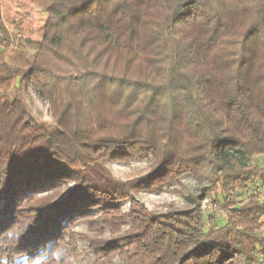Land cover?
<instances>
[{
    "label": "trees",
    "instance_id": "1",
    "mask_svg": "<svg viewBox=\"0 0 264 264\" xmlns=\"http://www.w3.org/2000/svg\"><path fill=\"white\" fill-rule=\"evenodd\" d=\"M24 84L50 123L31 117ZM253 157H264V0H51L32 53L0 14V264L54 262L77 240L93 264H264L260 192L222 206L226 224L206 234L199 203L158 216L132 196L182 176L264 190ZM136 160L148 174L125 182L104 166ZM79 220L93 238L71 232Z\"/></svg>",
    "mask_w": 264,
    "mask_h": 264
},
{
    "label": "rangeland",
    "instance_id": "2",
    "mask_svg": "<svg viewBox=\"0 0 264 264\" xmlns=\"http://www.w3.org/2000/svg\"><path fill=\"white\" fill-rule=\"evenodd\" d=\"M51 0H0L1 19L7 30L21 40L23 46L29 53L34 52L36 46L43 37L44 24L47 18V6ZM23 104L26 106L31 117L37 122H51V116L48 111V104L43 101L37 93L24 84L21 88ZM250 165L258 168L264 167V157H253L246 161ZM149 162L146 160H136L129 163L111 162L106 163L105 169L110 176L116 181H130L148 174ZM72 185H69L71 187ZM62 193L59 196H63ZM260 192L264 197V190L258 183L250 184L247 189L240 190L234 188L232 191L223 193L220 183L215 182L213 177H204L200 181L194 180L190 176H182L171 185L157 187L156 190H141L134 193L133 198L138 201L147 212L153 215H165L174 212H188L197 209L202 214L203 233L206 234L211 229H217L226 224L227 216L222 206L228 203L234 208H239L246 203L247 198L252 194ZM199 196L201 199H199ZM122 210L126 212L129 209V203H122ZM213 216L214 224L209 223V217ZM264 221V218L262 219ZM71 232L82 234L88 238H93V229L83 220L74 221L70 224ZM121 229V233L125 230ZM109 239V231L104 229V233L96 237L97 239ZM264 238V229L260 233ZM93 249H88L87 241L77 240L75 251L65 255V252L55 254L54 262L45 260V257L36 255L30 260L25 257L15 258L12 264H93ZM50 254V253H49ZM257 262L261 261L260 256L256 258ZM112 262L118 264L121 260L114 256Z\"/></svg>",
    "mask_w": 264,
    "mask_h": 264
}]
</instances>
